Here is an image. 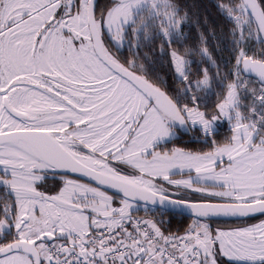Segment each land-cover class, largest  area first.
I'll return each mask as SVG.
<instances>
[{
  "label": "snow or ice",
  "instance_id": "obj_1",
  "mask_svg": "<svg viewBox=\"0 0 264 264\" xmlns=\"http://www.w3.org/2000/svg\"><path fill=\"white\" fill-rule=\"evenodd\" d=\"M216 7L232 61L210 78L176 0H0V264H264V0ZM146 44L177 95L148 78ZM178 127L207 150L168 148ZM157 206L194 222L172 233Z\"/></svg>",
  "mask_w": 264,
  "mask_h": 264
},
{
  "label": "trees",
  "instance_id": "obj_2",
  "mask_svg": "<svg viewBox=\"0 0 264 264\" xmlns=\"http://www.w3.org/2000/svg\"><path fill=\"white\" fill-rule=\"evenodd\" d=\"M110 0H97L98 11L100 8L105 7ZM177 5L183 10L184 13L190 16V24L185 27L184 32L186 39L181 43L184 47L193 50V55L189 57L193 61V72L197 71L198 67H203L208 70L209 77H213L217 72V66L220 72H225L228 69L225 68L226 62L229 64L232 61L231 53V40L232 37L229 34L230 25L228 21L221 15V12L217 9V4L225 3V0H176ZM204 36L206 46L212 59L215 61V65L208 62L202 57L197 49L201 47L200 37ZM156 45H145L140 49L139 62L143 64L144 69L147 72L148 78L153 82L159 84L163 90L169 91L172 95H177L182 85L179 83L176 74L173 72L170 61L167 57H160L156 50ZM183 50L182 48L180 49ZM128 58L131 59V53H128ZM123 59V57L121 58ZM214 91L219 92V87H215ZM206 99L211 103H214L215 96L209 94ZM223 131H228L227 124L220 125ZM189 132L194 133L191 129ZM199 135V133L197 134ZM183 144V143H180ZM208 145H186L184 148L189 151H204L207 150ZM56 182V181H53ZM57 183V182H56ZM5 195L3 190H0V196ZM153 213L161 214L164 220V228L172 233L183 231L190 223L191 219L159 211L156 209L152 210ZM137 215L144 216L143 211ZM158 218V217H157ZM251 218L243 220L230 221L228 224H223V227H236V224L242 223H255Z\"/></svg>",
  "mask_w": 264,
  "mask_h": 264
},
{
  "label": "flooded vegetation",
  "instance_id": "obj_3",
  "mask_svg": "<svg viewBox=\"0 0 264 264\" xmlns=\"http://www.w3.org/2000/svg\"><path fill=\"white\" fill-rule=\"evenodd\" d=\"M183 143V144H180ZM208 145V141L201 135L193 134L189 132L187 128H177V136L172 140V145H177L181 148H184L186 145ZM185 149V148H184Z\"/></svg>",
  "mask_w": 264,
  "mask_h": 264
},
{
  "label": "rangeland",
  "instance_id": "obj_4",
  "mask_svg": "<svg viewBox=\"0 0 264 264\" xmlns=\"http://www.w3.org/2000/svg\"><path fill=\"white\" fill-rule=\"evenodd\" d=\"M186 129H187V127H186ZM188 129H191L194 133H196V134L199 133V135H201V133H200V131H199L198 128H188ZM167 147L168 148H181V147H179L177 145H172V141H170V142L167 143ZM181 149H184V148H181ZM61 179L62 178L59 175H52V176H50V178L47 181V185H46L47 188H49V189H57L58 186H59V182L61 181ZM53 181H56L57 183L56 182H53ZM180 195L184 199H190L191 200V199H196L197 198V196L195 194H183V193H181Z\"/></svg>",
  "mask_w": 264,
  "mask_h": 264
},
{
  "label": "water",
  "instance_id": "obj_5",
  "mask_svg": "<svg viewBox=\"0 0 264 264\" xmlns=\"http://www.w3.org/2000/svg\"><path fill=\"white\" fill-rule=\"evenodd\" d=\"M241 207H248V206L245 205V206H241ZM155 209L159 210V211L166 212V213H170V214H174V215H178V216H182V217H186V218L191 219V214L186 209H172V208L161 209V208H159V206H157ZM226 219L228 220V222L240 220V219H235V218H226Z\"/></svg>",
  "mask_w": 264,
  "mask_h": 264
}]
</instances>
